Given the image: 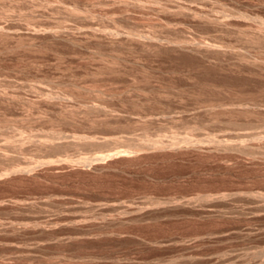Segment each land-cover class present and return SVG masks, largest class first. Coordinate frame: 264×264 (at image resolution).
Instances as JSON below:
<instances>
[{"label": "rangeland", "instance_id": "374dc122", "mask_svg": "<svg viewBox=\"0 0 264 264\" xmlns=\"http://www.w3.org/2000/svg\"><path fill=\"white\" fill-rule=\"evenodd\" d=\"M262 19L264 0H0V264H264Z\"/></svg>", "mask_w": 264, "mask_h": 264}, {"label": "bare ground", "instance_id": "6f19581e", "mask_svg": "<svg viewBox=\"0 0 264 264\" xmlns=\"http://www.w3.org/2000/svg\"><path fill=\"white\" fill-rule=\"evenodd\" d=\"M174 5V4H173ZM172 5V6H173ZM176 7V6H175ZM177 8V7H176ZM181 8V7H180ZM73 9V8H72ZM194 8H192V10H193ZM195 9H196V7H195ZM194 9V10H195ZM74 10V9H73ZM76 10H77V8H76ZM194 10L193 11H191V12H194ZM72 11V10H71ZM188 11H190V10H188ZM199 11V10H198ZM197 10L195 11V12H198ZM77 13L79 14L80 13V11H79V9H78V11H77ZM183 13H185V11H183ZM75 14H76V12H75ZM186 14V13H185ZM193 14H195V13H193ZM190 15H192V14H190ZM199 15V14H198ZM245 15V14H244ZM195 16V15H194ZM197 16V15H196ZM246 16V15H245ZM263 20V19H262ZM209 21V20H208ZM218 21V20H217ZM214 22V21H213ZM264 22V20L263 21H261V23H263ZM224 23H226V21L224 22ZM223 24V23H222ZM258 25H261L260 24V22H259V24ZM264 25V24H263ZM258 27V26H257ZM256 27V28H257ZM263 28V27H262ZM1 29V28H0ZM261 29V28H260ZM2 30H3V28H2ZM259 30V29H258ZM263 30V29H262ZM262 30H260L259 32H261ZM1 31V30H0ZM255 31H256V29H255ZM54 32V31H53ZM131 33H133V32H131ZM131 33H129V34H131ZM136 33V32H135ZM133 34V35H136V34ZM253 33H254V31H253ZM258 33V32H257ZM257 33H255V34H257ZM55 34H57L56 32H55ZM54 34V35H55ZM252 34V33H251ZM261 34V33H260ZM263 34H264V32H263ZM141 35V34H140ZM258 35H259V33H258ZM258 35H256V36H258ZM138 36V35H137ZM252 36V35H251ZM262 36V35H261ZM128 37V39L130 38L129 36H127ZM182 37V36H181ZM264 37V36H263ZM68 38V40H69V37H67ZM133 38H135V37H133ZM133 38H130V39H133ZM140 37H136L135 39H137L138 41H139V43H140V39H139ZM183 38V37H182ZM182 38H180V36H179V38H176V39H180L179 40V44L181 43L182 45L181 46H183V42H184V44H185V42H186V36L182 39ZM256 38H258V37H256ZM71 39V38H70ZM260 40L259 41H261L263 38H259ZM127 40V39H126ZM134 40V39H133ZM142 40V39H141ZM178 40H176V42H177V45H178ZM254 40V39H253ZM256 40V39H255ZM258 40V39H257ZM131 41V40H130ZM137 41V42H138ZM155 41H156V39H155ZM181 41V42H180ZM187 41H189L188 39H187ZM263 41H264V39H263ZM135 42V41H134ZM133 41H132V43H134ZM172 42V41H171ZM143 43V42H142ZM174 43H175V41H174ZM189 43V42H188ZM192 43H194V42H192ZM137 44V43H136ZM157 44H160V42L159 43H157ZM199 44H201V43H199ZM199 44H197V45H199ZM164 45V44H163ZM175 45V44H174ZM190 45V44H189ZM196 45V44H195ZM196 45V46H197ZM168 46V45H167ZM179 46V45H178ZM181 46H179V47H181ZM185 46V45H184ZM194 46V45H193ZM201 47H202V49L203 50H206V51H215L214 53H218V48H220V50H221V47H219L216 43H214V44H212V43H206V44H204V45H200ZM139 47V46H138ZM141 47V46H140ZM199 47V46H198ZM152 48H153V46H152ZM155 48V47H154ZM157 48V47H156ZM161 47H159V49H160ZM164 47H162V49H163ZM184 48H186V47H184ZM191 48V47H190ZM194 48H195V46H194ZM197 48V47H196ZM141 49V48H140ZM158 49V48H157ZM191 50V49H190ZM192 50H193V48H192ZM195 50V49H194ZM200 50V49H199ZM202 50V51H203ZM197 51V50H196ZM198 52V51H197ZM220 52V51H219ZM196 53V52H195ZM200 53V52H199ZM202 53V52H201ZM204 53V52H203ZM205 54H206V52H205ZM210 54H211V52H210ZM218 54H220V53H218ZM212 55V54H211ZM204 56V55H203ZM215 56H216V54H215ZM207 57V56H206ZM218 57H219V55H218ZM220 58V57H219ZM238 59H240V58H238ZM242 61H243V59H242ZM229 62H230V60H229ZM231 62H233V61H231ZM230 62V63H231ZM241 62V61H240ZM249 62V61H248ZM236 63V62H235ZM244 64V63H243ZM249 64H251V63H249ZM256 65V64H255ZM248 66V65H247ZM250 66H252V65H250ZM250 66H248V67H250ZM257 66V65H256ZM253 67H255L254 65H253ZM252 68V67H251ZM222 107H223V105H222ZM225 107H227L226 105H225ZM231 107H236V105L234 106V105H231ZM246 107V106H245ZM247 107H249V106H247ZM263 108L264 107V105L263 106H260V108ZM224 108V107H223ZM222 108V109H223ZM234 109V108H233ZM247 109V108H246ZM228 110V109H227ZM239 110H241V109H239ZM244 110V109H243ZM243 110H241V111H243ZM250 110V109H249ZM261 110H263V109H261ZM212 111V110H211ZM238 111V110H237ZM213 112V111H212ZM229 113H230V111H228ZM227 111L225 112L226 114L228 113ZM260 112V111H259ZM208 113V112H207ZM234 113V112H233ZM243 114H244V112H242ZM241 113V114H242ZM245 113H246V110H245ZM249 113V112H248ZM247 113V114H248ZM263 113V112H262ZM212 114V113H211ZM234 115H236V114H234ZM238 115V114H237ZM233 116V115H232ZM247 133V132H246ZM247 136V135H252V136H254V137H259L260 136V134L258 135V133H256V132H254V133H252V134H247V135H243V133H241V134H239V136ZM263 136V135H262ZM262 136H260L262 139H264ZM85 137H87V138H89L88 136H85ZM146 137V139H148V135H146L145 136ZM259 137V138H260ZM191 139L192 138H189V137H185V138H183V140L185 141H191ZM211 140H214V141H216V143L218 144V145H221V146H224V147H228V148H236V147H242V148H245L246 146L245 145H243L241 142H239V143H231V142H228L227 141V139H215V138H213V137H211ZM153 142L154 143H156V140L154 141L153 140ZM158 142V141H157ZM137 148H139V150H140V146H138V147H136V149ZM143 148V147H142ZM135 149V147L134 148H132L131 150L130 149H128V148H120V149H118V148H116L114 151H109V152H107V153H97L95 156H92V157H86V158H84V160L85 161H88V162H94V161H100V160H106V159H109V158H112V157H115V156H119V155H127V154H132V151H135L136 150ZM137 152H138V149H137ZM135 153H136V151H135ZM50 158H48V163H52L53 164V162H55V160L56 159H50ZM81 159V158H80ZM46 161V162H47ZM69 161H71V159H69ZM45 162V163H46ZM14 167V166H13ZM19 167V166H18ZM23 167H25V166H23ZM12 168V167H11ZM19 168H21V167H19ZM32 168V167H31ZM14 169H16V168H14ZM13 168H12V170H14ZM23 170L25 169V168H22ZM22 169H20L21 171H22ZM33 169V168H32ZM31 169V170H32ZM19 169H18V171H20ZM29 170H30V167H29ZM30 170V171H31ZM17 171V170H16ZM1 175V174H0ZM112 207H113V205H112ZM114 209V208H113Z\"/></svg>", "mask_w": 264, "mask_h": 264}]
</instances>
